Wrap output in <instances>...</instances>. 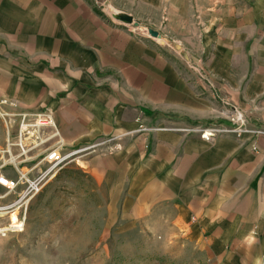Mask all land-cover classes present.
<instances>
[{
    "label": "crops",
    "instance_id": "0c3cea01",
    "mask_svg": "<svg viewBox=\"0 0 264 264\" xmlns=\"http://www.w3.org/2000/svg\"><path fill=\"white\" fill-rule=\"evenodd\" d=\"M225 5L203 42L211 91L189 83L160 40L129 33L89 0H0V99L47 109L72 147L140 123L163 128L86 157L85 173L201 264H264V138L176 130L227 123L232 108L264 127V0Z\"/></svg>",
    "mask_w": 264,
    "mask_h": 264
},
{
    "label": "rangeland",
    "instance_id": "374dc122",
    "mask_svg": "<svg viewBox=\"0 0 264 264\" xmlns=\"http://www.w3.org/2000/svg\"><path fill=\"white\" fill-rule=\"evenodd\" d=\"M252 1L89 0L105 19L117 23L118 15L132 16L137 26L129 29L134 34L147 37V29L158 31L165 41L159 43L182 60L186 80L195 88L203 85L211 91L215 85L205 66L208 50L203 46L209 27L225 12L226 2L230 9H240L242 3ZM223 100L221 104L228 105ZM235 112L232 108L231 116ZM238 115L247 130L264 128ZM225 119L227 123L212 119L199 126L238 128L239 123ZM221 137L236 139L233 135ZM79 165L62 169L31 202L22 232L0 233V264H201L185 241L177 244L179 238L173 235L165 242L152 230L149 218L129 217L121 209V201L110 200L109 190L98 187L85 173L83 163ZM10 219L15 223L16 215Z\"/></svg>",
    "mask_w": 264,
    "mask_h": 264
},
{
    "label": "built area",
    "instance_id": "2783aa9c",
    "mask_svg": "<svg viewBox=\"0 0 264 264\" xmlns=\"http://www.w3.org/2000/svg\"><path fill=\"white\" fill-rule=\"evenodd\" d=\"M117 23L134 34L129 29L130 25ZM235 114L228 115L227 119L239 123L237 129L210 124L207 127L196 125L176 130L185 134H198L205 141L228 135L235 136L237 140L244 136L264 138V128L247 130L241 117ZM160 130L164 129L145 127L140 123L136 130L122 135L107 136L72 147L63 140L47 109L26 111L12 100L0 99V233H19L24 230L31 202L62 169L72 164L80 167L79 163L92 154L120 151L121 141L128 136ZM12 214L16 215L15 224H11Z\"/></svg>",
    "mask_w": 264,
    "mask_h": 264
},
{
    "label": "water",
    "instance_id": "95a60500",
    "mask_svg": "<svg viewBox=\"0 0 264 264\" xmlns=\"http://www.w3.org/2000/svg\"><path fill=\"white\" fill-rule=\"evenodd\" d=\"M116 19L118 22L122 24L137 26V22H135L133 17L130 15H118L116 16ZM147 33L151 38L162 40L161 43H165V41L162 39V36L160 35L158 31L149 28L147 29Z\"/></svg>",
    "mask_w": 264,
    "mask_h": 264
},
{
    "label": "bare ground",
    "instance_id": "6f19581e",
    "mask_svg": "<svg viewBox=\"0 0 264 264\" xmlns=\"http://www.w3.org/2000/svg\"><path fill=\"white\" fill-rule=\"evenodd\" d=\"M137 30H139V31H142V30H141V27H138V29H137ZM142 32H143V31H142ZM12 224H15V223H12Z\"/></svg>",
    "mask_w": 264,
    "mask_h": 264
}]
</instances>
